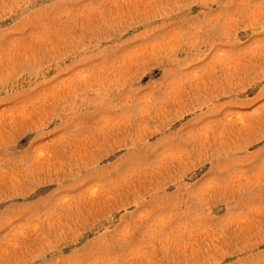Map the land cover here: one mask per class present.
<instances>
[{"label":"rangeland","instance_id":"374dc122","mask_svg":"<svg viewBox=\"0 0 264 264\" xmlns=\"http://www.w3.org/2000/svg\"><path fill=\"white\" fill-rule=\"evenodd\" d=\"M0 264H264V0H0Z\"/></svg>","mask_w":264,"mask_h":264}]
</instances>
